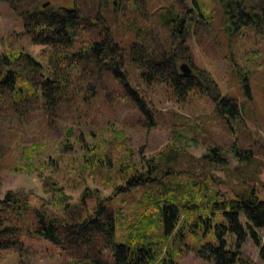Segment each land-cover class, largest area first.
Listing matches in <instances>:
<instances>
[{
  "label": "rangeland",
  "instance_id": "rangeland-1",
  "mask_svg": "<svg viewBox=\"0 0 264 264\" xmlns=\"http://www.w3.org/2000/svg\"><path fill=\"white\" fill-rule=\"evenodd\" d=\"M240 1L259 12V5L264 4V0ZM47 2L50 5L44 8ZM198 2L201 10L194 0H20L13 5L0 1V56L24 51L44 68L52 67L50 48L34 43L36 40L24 34L23 20L31 18V10L39 11L35 18L42 20V13L63 15L65 8H73L82 16L81 23L89 33L93 37L98 35L96 40L101 41V35L108 32L113 43L120 46L114 58L120 59L126 76L125 79L113 67L105 64L99 67L93 58L84 57L80 72L59 70L60 75H70V88L65 97L49 107L35 96L20 100L11 95L6 83L0 82L2 194L26 193L33 206L48 204L50 212L59 213L62 208L56 205L55 192L51 191L53 184H57L63 187L72 205H78L87 196L89 207H94L93 191H100L102 197L113 193L115 184L121 182L118 167L128 160L130 151L136 159L155 156L175 147L176 134L178 139H182V134L186 139H194L189 150L198 157L210 148L220 147L233 168L236 163L233 147L248 149L264 160V24L257 29L244 28L232 37L227 31L222 1ZM169 10L174 12L170 26L164 19ZM181 18L188 20L178 33ZM105 27L110 29L105 32ZM172 54L178 57L180 71L181 65L187 64L194 75H201L199 87L209 91V95L191 92L179 96L166 82L142 78L144 71L139 65L153 67L142 60L157 62ZM20 60L8 69L0 64V79L12 70L23 73L29 82L38 85L42 79L40 70H28L25 61ZM127 81L133 87L126 86ZM244 84L249 86L251 97H246ZM132 89L143 96L145 110L136 103ZM218 93L220 97L231 98L245 111L238 121L230 124L219 116L217 104L222 98L214 100ZM34 145L41 148L35 150L37 156L24 158V152ZM109 159L116 164V169H108ZM256 187L259 198L264 200L261 183H256ZM139 195L129 193L114 202L112 210L123 212H119L123 226L130 222L133 200ZM69 212L71 224L85 212L84 206L73 207ZM0 222L2 228L10 227L0 233V241L12 242L8 248L0 246V264L107 261L111 239L105 232L89 228L86 234H81L78 228H63L57 241L52 243L35 233L37 223L31 212L20 219L2 212ZM258 233L260 244L248 237L241 249L243 261L237 264H264L261 255L264 229ZM226 239L228 248L233 249L235 235L228 234ZM211 240L209 235L208 241H200L194 235L178 264H214L195 251Z\"/></svg>",
  "mask_w": 264,
  "mask_h": 264
},
{
  "label": "trees",
  "instance_id": "trees-1",
  "mask_svg": "<svg viewBox=\"0 0 264 264\" xmlns=\"http://www.w3.org/2000/svg\"><path fill=\"white\" fill-rule=\"evenodd\" d=\"M0 1L13 5L20 0ZM220 1L227 17V31L232 37L237 36L244 28L257 29L264 24L263 3L259 5V12L240 0ZM194 4L199 10L202 9L198 0H194ZM13 9L16 10L14 7ZM64 11L63 15L42 13L44 18L38 20L35 16L40 14L39 11L31 10V18L23 20L24 34L31 36L32 41L36 40L34 43L50 48V64H54L52 67L44 68L37 59L24 51L18 55L0 56V64L5 69L22 59L26 69H37L41 72L42 79L38 85L29 82L23 73L12 70L4 73L0 82L6 83L11 95L20 100L35 96L44 106L53 105L65 97L70 88V75H60L59 70L62 68L70 72H80L82 59L87 56L93 58L99 67L104 64L113 67L115 73L126 79L120 59H116L121 48L106 34L110 28L105 27L106 33L98 41V35L93 37L82 25L83 18L76 9L65 8ZM173 15L174 12L169 10L164 16L166 25L170 26L174 22ZM177 37L180 39V36ZM179 42L176 44H181ZM175 58L172 54L157 62L142 60L153 66L150 69L139 65V69L144 71L141 73L142 78L146 81L159 79L166 82L179 96L189 95L191 92L209 95V91L204 92L199 87L202 86L201 75L182 74L178 68V57ZM130 85L127 81L126 86ZM211 86L217 89L215 83L212 82ZM243 88L246 97H251L249 86L244 84ZM132 92L137 99L136 103L145 110L143 96L134 89ZM218 98H222L217 104L219 116L230 124L238 121L245 111L231 98L220 97L219 93L214 100ZM180 136L182 139H178L176 134L178 143L176 142L175 147L173 145L149 158H132V152L127 150L130 151L128 160L119 165L117 170L121 182L115 184L110 196L102 197L100 191H93L94 207H89L87 196L78 205H72L63 187L53 184L51 191L55 192L56 205L62 208V212H50L52 210H49L48 204L33 206L26 193L8 191L2 194L0 190V213L5 212L12 218L19 219L33 213L37 223L35 233L52 243L57 241L60 229L63 228H78L81 234H86L89 228L107 233L111 239L107 261H94L93 264H178V259L188 250V242L194 235L200 241H208V235L212 237L211 242L195 248L197 254L208 262H242V246L250 236L260 244L258 231L264 229V200L259 198L256 187V183L260 182L264 188V160L248 149L233 147L236 162L233 168L231 160L224 156L225 153L220 147L210 148L209 152L198 157L189 150L194 139H186L184 134ZM38 149L41 148L34 145L24 152L23 157L35 158L38 154L35 150ZM107 162L108 169H116V164L110 159ZM129 193L140 195L133 200L134 213L130 222L123 226L119 218V212L123 214L122 210L116 212L112 210V206L119 197ZM78 206H84L85 212L70 224L69 210ZM2 225L0 222V233L10 229L2 228ZM228 234L235 235L233 249L228 248ZM11 245V241H0L2 248ZM263 251L261 255L264 257Z\"/></svg>",
  "mask_w": 264,
  "mask_h": 264
},
{
  "label": "water",
  "instance_id": "water-1",
  "mask_svg": "<svg viewBox=\"0 0 264 264\" xmlns=\"http://www.w3.org/2000/svg\"><path fill=\"white\" fill-rule=\"evenodd\" d=\"M50 5V2H47L46 4H44V8H47ZM186 23V18H181L179 20L178 26H177V32L181 33L182 32V28L184 27V24ZM181 71L184 74L190 75L192 74V69H190V67L187 64H182L181 65Z\"/></svg>",
  "mask_w": 264,
  "mask_h": 264
},
{
  "label": "flooded vegetation",
  "instance_id": "flooded-vegetation-1",
  "mask_svg": "<svg viewBox=\"0 0 264 264\" xmlns=\"http://www.w3.org/2000/svg\"><path fill=\"white\" fill-rule=\"evenodd\" d=\"M186 17V16H185ZM186 20H188L187 18H186Z\"/></svg>",
  "mask_w": 264,
  "mask_h": 264
}]
</instances>
